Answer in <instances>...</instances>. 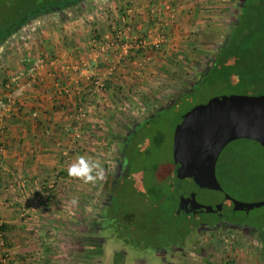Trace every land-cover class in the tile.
Masks as SVG:
<instances>
[{
	"label": "rangeland",
	"instance_id": "obj_1",
	"mask_svg": "<svg viewBox=\"0 0 264 264\" xmlns=\"http://www.w3.org/2000/svg\"><path fill=\"white\" fill-rule=\"evenodd\" d=\"M117 1L81 0L62 11L33 19L0 45V63L7 67L9 72H5V76L8 79L14 69L9 63V56L21 51L23 45L30 49L38 39L41 28L44 30L59 22L78 20L90 27V43L99 53L109 54V58L117 55L120 59L137 57L139 54L138 57H143L149 63L155 74L140 77L134 88L126 86L125 90L114 88L110 92L115 100L108 105L116 111L113 115L119 117L118 120L122 119L117 126L112 121L104 125L115 126L119 135H122L113 150L105 151L114 160L111 165L113 168L110 169L112 175L120 170L121 154L118 152L124 148L125 136L136 124L177 101L204 73L236 23L241 3L240 0H149L146 16L142 19L146 22L145 27L139 23L137 26L142 29L131 33L138 14L134 1L125 0L122 6ZM122 17L130 29L120 38L118 30H122ZM103 25L111 29L100 34L97 29ZM123 28L126 29L125 26ZM21 35L27 39L20 40ZM158 36L161 37L160 44L155 49L154 42ZM134 37H141L145 43L133 48ZM157 60L162 63L160 66ZM159 68L162 75L158 72ZM90 75L88 80L91 85L95 79L106 84L107 79H102V76ZM2 77L0 70V82ZM207 84L194 88L184 98L178 106L180 112L225 96L217 86ZM89 100L93 101L91 105L86 103ZM105 103L98 101L97 97L88 98L85 106L77 108V114L83 112V119L88 112L98 113L96 105H107ZM93 104H96V109L92 108ZM176 116L177 113L166 111L165 115L151 120L142 134L131 137L133 158L136 159L132 170L136 182L133 180L130 184L139 187L147 195L157 193L159 202L164 196L171 197L173 194L170 181L173 179L172 137L178 121ZM6 123L4 121V125ZM3 129L0 128V132ZM249 159L248 151L243 147L237 148L234 143L226 144L219 153L195 158L185 170L188 179L183 186V193L193 204H207L212 207L211 210L206 212L201 209L191 214L189 206H184L182 212L177 213L172 207V202L175 204L177 200H162L158 204L166 208V213L160 215L159 227L150 221L153 220L152 215L149 221H145L144 215L136 213L133 203L127 209L122 206L120 217L115 215L113 220L106 217L102 232L97 222L99 216L94 215V212L100 210L98 205L105 201L104 194L100 202H94L91 215H84L87 218L67 215L65 210L60 215H38V264H264V204L230 213L232 208L256 196L258 192L246 193L250 185L255 188L262 185L261 180H253L246 168ZM37 195L34 200L38 203ZM53 197L52 194L49 203L38 204V209L50 211ZM118 197L123 196L119 194ZM125 212L130 214L129 219L123 217ZM220 217L230 221L247 220L253 226L242 230L220 224L214 229L199 230L203 222L217 221ZM126 233L129 234L128 238H125ZM170 246H173L171 250L164 251Z\"/></svg>",
	"mask_w": 264,
	"mask_h": 264
},
{
	"label": "crops",
	"instance_id": "obj_2",
	"mask_svg": "<svg viewBox=\"0 0 264 264\" xmlns=\"http://www.w3.org/2000/svg\"><path fill=\"white\" fill-rule=\"evenodd\" d=\"M124 1L117 3L122 6ZM133 1L138 14L131 33L142 29L137 26L139 23L145 27L142 19L149 4V0ZM108 27L103 25L97 30L107 33L111 29ZM41 31L30 49L23 45L21 51L9 56L15 70L0 82V93L4 95L3 84L12 80L16 69H27L40 58L47 61L38 68L35 82L20 94L11 87V94L20 103L19 110L6 119L0 132V225L4 231L0 264H38V215H60L65 210L67 215L85 217L91 215L94 202H100L103 194L105 201L98 203L100 210L94 215L101 217L107 211L108 181L119 176L121 167L112 175L114 160L105 151L113 150L122 135L115 126L104 125L112 121L117 126L121 118L118 120L113 115L116 111L105 103L103 107L92 105L97 106L98 113L88 112L85 118L77 119V108L85 106L91 96L88 75L107 79L106 91L111 92L114 88H134L140 77L155 74L139 54L129 60L99 53L90 43V27L81 21L59 22ZM159 60L158 66L162 64ZM158 72L162 75L160 68ZM62 86L68 88V93L61 92ZM82 156L100 163L102 179L85 183L69 175V168ZM47 184L52 185L54 196L50 211L38 209L34 200ZM100 228L103 232L104 228Z\"/></svg>",
	"mask_w": 264,
	"mask_h": 264
},
{
	"label": "trees",
	"instance_id": "obj_3",
	"mask_svg": "<svg viewBox=\"0 0 264 264\" xmlns=\"http://www.w3.org/2000/svg\"><path fill=\"white\" fill-rule=\"evenodd\" d=\"M80 1L0 0V45L5 43L10 36L33 19L50 12L62 11ZM206 83L210 86H217L220 91L225 93V96H258L264 94V0L242 1L236 23L229 30L226 41L219 47L204 73L200 75L189 90L185 91L177 101L166 107V109L163 108L136 124L127 134L124 140V148L121 150V170L119 176L110 177V181H108L110 197H108V207L106 208L105 215L98 217L99 221L97 222L100 227L106 226L104 223L106 217L109 220H113L115 215L119 216V213L123 211L122 206L127 209L133 203L135 206V209H133L136 213L144 215L145 221H149L150 215H152L151 218L153 220L150 221L159 227L160 215L166 213V208L159 206V201L156 199L157 193H149L147 195L139 187H134L130 184L134 181L136 182L135 174H133L134 170H132L136 159L134 160L133 158L134 154L131 149L133 139L131 137L138 133L142 134L151 120H155L157 117L162 116V114L165 115L166 111L177 113L176 120H178L186 112H180L178 109V106L183 103L184 98L189 96L194 88H199ZM135 152L138 155L136 150ZM171 164L173 166L172 162ZM170 187L173 194L171 197L164 196L162 199L164 202L170 198L174 199V201L177 200V197L174 195L173 179L170 181ZM118 194L123 197H118ZM151 195L154 196L152 197ZM172 205L177 213H180L177 210L176 203L173 204L172 202ZM125 213L126 215H123V217L126 216L129 219L130 214L128 212ZM109 214L111 216H106ZM244 223H246L245 220ZM247 223L253 226L252 223ZM0 231L2 232V237H4L3 225H0ZM127 232H129V229ZM128 237L129 234L126 233L125 238ZM167 248H173V246Z\"/></svg>",
	"mask_w": 264,
	"mask_h": 264
},
{
	"label": "water",
	"instance_id": "obj_4",
	"mask_svg": "<svg viewBox=\"0 0 264 264\" xmlns=\"http://www.w3.org/2000/svg\"><path fill=\"white\" fill-rule=\"evenodd\" d=\"M228 143L248 151L250 163L255 166L249 163L246 168L253 180L262 182L260 188L250 185L247 189L246 193L258 192L251 201L232 210L246 211L264 204V94L220 96L193 106L175 126L172 137L173 181L180 213L184 206H189L191 212L211 210L207 204H193L183 193L188 179L185 170L198 156L219 153Z\"/></svg>",
	"mask_w": 264,
	"mask_h": 264
},
{
	"label": "built area",
	"instance_id": "obj_5",
	"mask_svg": "<svg viewBox=\"0 0 264 264\" xmlns=\"http://www.w3.org/2000/svg\"><path fill=\"white\" fill-rule=\"evenodd\" d=\"M168 7L169 6H166V8H168ZM120 21L123 22L122 30L121 31L118 30V32H119L118 37L121 38L122 36H120V35L125 33L126 30L129 28V26H127V21L125 20L124 17H122ZM124 26L126 27V29L123 28ZM126 37L127 36H125V39H126ZM160 38L161 37L158 36L157 40L154 42V44H155L154 48L155 49L159 47ZM19 39L25 41L27 38L21 35L19 37ZM144 43H145V41L143 39H141V37H134L133 43L131 46H133V48H138V47H141L142 44H144ZM46 62L47 61L43 58H40L39 60L37 59L27 69H21V70H18L17 72H15L12 76V80L10 82L7 81L3 84V88L5 89V93L2 96L0 95V128L5 127L4 121H6V118L11 117L12 115H14L19 110L20 103L11 94V87L12 86L16 87L17 92L20 94L24 90V87L31 86V84L35 82V80L37 79L38 68L41 67L42 65H44ZM0 68H1L0 70L3 74V77L1 78V84H2L3 80L6 77L5 72L8 73L9 71H7V69H6L7 67L3 63H0ZM21 80H23V82ZM20 82H22V83L20 84ZM7 91H9V92H7ZM61 92L67 93L68 88L62 86ZM89 94H91L89 99L92 97H94V98L97 97L98 101L99 100L100 101H106L107 104H109L115 100L114 97L111 95L112 93H110V92L108 93L106 91V85L103 82H101L99 79H95L93 81V85H91ZM86 103H87V105H91V103H93V101L89 100ZM82 114H83V112H80L79 114H77L76 115L77 119H80ZM51 188H52V185L47 184V185H45V189H42L39 192V194L37 195V199H36V200H38V204L49 203V201L51 200V197H52ZM2 239H3L2 232L0 231V242H2ZM226 264H229V263H226Z\"/></svg>",
	"mask_w": 264,
	"mask_h": 264
},
{
	"label": "clouds",
	"instance_id": "obj_6",
	"mask_svg": "<svg viewBox=\"0 0 264 264\" xmlns=\"http://www.w3.org/2000/svg\"><path fill=\"white\" fill-rule=\"evenodd\" d=\"M68 173L70 176L82 179L85 183L95 182L96 179L103 178V169L100 163L93 162L83 156L78 158V160L69 168Z\"/></svg>",
	"mask_w": 264,
	"mask_h": 264
},
{
	"label": "flooded vegetation",
	"instance_id": "obj_7",
	"mask_svg": "<svg viewBox=\"0 0 264 264\" xmlns=\"http://www.w3.org/2000/svg\"><path fill=\"white\" fill-rule=\"evenodd\" d=\"M242 1H246V0H240V2H242ZM240 6H241V3H240ZM196 212H200L199 210H197V211H194V212H191V214H194V213H196ZM234 212H236V211H230V213L231 214H233ZM230 213L228 214V215H230ZM219 220H217V221H214V220H210V221H205V222H203L202 223V225H200V228H199V230L200 229H207V230H210V229H214V227H216L217 225H220V224H224V225H228V226H232V227H235L236 229H242V230H244V229H246V228H248L249 226H252V225H250V224H248L247 222V220H245L246 221V223H244V220H241V219H237L236 221L234 220V219H231V220H233V221H230V220H228L227 218L224 220V219H222L221 217L220 218H218ZM241 221V222H240ZM199 223H200V220H199ZM248 229H250V228H248ZM171 250L172 248H166V249H164V251H166V250ZM163 251V250H162ZM163 251V252H164Z\"/></svg>",
	"mask_w": 264,
	"mask_h": 264
}]
</instances>
